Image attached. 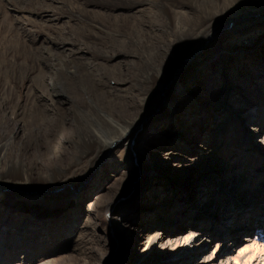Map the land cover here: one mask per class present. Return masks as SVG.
I'll list each match as a JSON object with an SVG mask.
<instances>
[{"label": "rangeland", "instance_id": "374dc122", "mask_svg": "<svg viewBox=\"0 0 264 264\" xmlns=\"http://www.w3.org/2000/svg\"><path fill=\"white\" fill-rule=\"evenodd\" d=\"M252 12L264 0H0V264H264V16L227 29ZM182 61L189 92L145 122ZM109 113L130 150L94 140Z\"/></svg>", "mask_w": 264, "mask_h": 264}, {"label": "bare ground", "instance_id": "6f19581e", "mask_svg": "<svg viewBox=\"0 0 264 264\" xmlns=\"http://www.w3.org/2000/svg\"><path fill=\"white\" fill-rule=\"evenodd\" d=\"M256 15H258V17L259 18H261V17H263L264 15H260V13H257V12H252L251 14H249L248 13V15H243L244 17H245V19L244 20H247L248 19V17H250V19H255V16ZM240 16H238V17H234L233 19H231L230 20V22L233 24V25H231L230 24V26H229V23L227 24V29H232L233 30V27L235 28V25L236 24H238V22H240L241 20H239V21H236L235 19L236 18H239ZM250 19H248V20H250ZM243 20V21H244ZM252 23H254V24H251V25H247V27H246V29L248 30H246L245 31V35H247V34H249V33H253L254 32V30H255V28L257 27V25H256V23L255 22H252ZM228 26H229V28H228ZM215 30H217V29H215ZM215 30L213 31V32H211L209 35L210 36H208V38H209V42L208 43H210V42H212V41H214V40H218V39H221V37L222 36H225V34L227 33V31L226 30H221V32H218V33H216L215 32ZM215 32V33H214ZM260 36H263V35H260ZM254 39L255 38H249V39H246L247 41H248V43H245L244 44V46H242V48H243V50H244V48H246V46H248L251 42L253 43L254 42ZM257 39V38H256ZM264 40V39H263ZM261 43H263V41L261 42ZM260 43V44H261ZM259 44V45H260ZM191 61H189V62H184V61H182L181 62V65L178 67V68H176V73L171 77V79H169L170 81L169 82H167L164 86H163V92H162V98H163V102L161 103V110L160 111H162V114H164L162 117H160L161 115H160V113H157L155 116H154V114L153 115H150V116H148L147 117V119H145V122H149V121H151L152 120V123H154V124H160V126H162L165 122H167V121H169V120H171V115H172V112L174 111V110H172V109H174L173 108V105H172V103H171V100L169 101L168 100V95H166L167 93H169L168 91H169V89L170 88H173L172 90L173 91H171L172 92V94L170 93L169 95H170V97H172V96H174L175 98H178L180 95H182V93L183 92H186V93H188L189 91H188V89H189V79L190 78H186L187 77V75L185 74V75H181V72H182V70L183 69H185L187 66H189V63H190ZM198 64H195V68H197V70H195V72L197 73V71H198V69L201 67L200 65H198ZM192 68L191 70H189L187 73H188V76H189V74H191L193 71H194V69L195 68ZM195 73V74H196ZM195 77V76H194ZM166 82V81H165ZM168 87V90L166 89ZM110 92V91H109ZM109 94H112V93H109ZM112 97V95L110 96V95H108V97H107V99L108 100H110V98ZM109 102H111V101H109ZM112 107L114 108V106L112 105ZM172 107V108H171ZM101 112V111H100ZM164 117H166V118H164ZM173 117V116H172ZM101 123H103V124H101V127L102 128H105V127H107V125L109 124V126H110V129L113 131V132H115V134H114V136L111 138V139H109V141H102V140H100L99 139V137H98V135H97V133H95V132H92V134H93V137H94V140L98 143V145L99 146H102V147H106L107 149H109V147H110V145L112 144H119V143H123L124 144V146H125V148L126 149H129L130 148V146L131 145H133V143H132V141H131V139H130V131H129V129H127V125H128V121L127 120H125L123 123H121V122H119V120H114V117H112L111 116V113H109L108 115H106L105 114V118L104 119H102V121H101ZM97 125V124H96ZM95 128V127H94ZM96 130V129H95ZM98 131V130H97ZM99 133V132H98ZM99 135H101V134H99ZM144 140H140L139 142H138V144H140V145H142V144H144V143H146L145 145H148V143L147 142H144ZM111 143V144H110ZM108 144H110L109 146H108ZM115 146L113 145L112 147H110L111 149L110 150H112L113 148H114ZM132 147V146H131ZM145 147V146H144ZM130 150V149H129ZM133 153V152H132ZM132 153H130L129 154V151H128V156H130L132 159L130 160L131 162H130V164L132 165V166H135L136 164V166H138L139 168H145L146 169V172L148 173L147 174V177H145V179H143V181H141L142 183L140 184V187L139 188H143V186L144 187H146V186H148L149 184H150V182H152L151 180H152V173L155 171H153V169L154 168H152L151 167V164H148V162H147V158H149V156H150V152L148 151V150H146L145 148L143 149L142 147H140V148H138V153L136 154V156L134 157V155H135V151H134V153L132 154ZM137 161V162H135V161ZM112 161H114V158H112L111 160H110V162H112ZM139 168L137 169V171H135V172H137V174H135L136 175V178H137V180H138V178H139V176L138 175H142L143 176V174H146L145 173V170L144 171H142V172H140L139 171ZM139 172V173H138ZM150 178V179H149ZM28 183H26L25 185H27ZM0 187H2V188H0V193H6L5 191L7 190H5V188H3V186L0 184ZM27 187V186H26ZM34 188V187H33ZM3 189H4V191H3ZM12 189V188H11ZM10 189V190H11ZM21 189V188H20ZM9 190V191H10ZM29 190V189H28ZM138 195V196H137ZM141 195V194H140ZM136 196V197H135ZM137 197H139V194H136V195H134L132 198H137ZM212 200V199H211ZM211 200H208V202H207V204H209L208 206H206V208L205 209H208V208H210L211 207V204L213 203V201H211ZM216 222V221H215ZM115 232H118V241H121L122 240V242H121V244L123 245L121 248H124L125 246V249L126 248H128V245H129V241H130V234H128V232L126 231V229L121 225V223L120 222H116L115 223ZM198 232L194 229V230H191L190 232H188V234H187V236H186V239L184 240V242H183V244H182V250L178 253L179 255H178V257H181V255H182V253L184 252V253H188L189 251H190V243H191V241L192 242H197L198 241V239L197 240H193V239H195V237L197 238V237H199L198 236V234H197ZM158 238V237H157ZM157 238H156V240H155V242L153 243V244H150V248L152 249L153 248V246L154 245H156L155 243H156V241H157ZM202 246V245H201ZM149 248V249H150ZM98 251V250H97ZM126 252L128 251V249L127 250H125ZM124 253V251H123V249L121 250V254H123ZM116 264H121V263H116Z\"/></svg>", "mask_w": 264, "mask_h": 264}, {"label": "water", "instance_id": "95a60500", "mask_svg": "<svg viewBox=\"0 0 264 264\" xmlns=\"http://www.w3.org/2000/svg\"><path fill=\"white\" fill-rule=\"evenodd\" d=\"M245 17H246V16H245ZM245 17H244V16H240L239 18H236L235 20H236V21H239V20L242 21V20L245 19ZM255 18H258V15H256ZM248 19H250V17H248ZM248 19H247V20H248ZM228 23H229V26H230V24L233 25L230 21H229ZM229 26H228V28H229Z\"/></svg>", "mask_w": 264, "mask_h": 264}]
</instances>
